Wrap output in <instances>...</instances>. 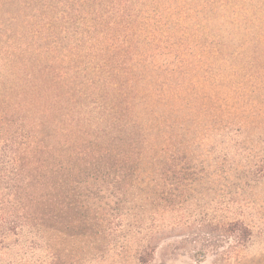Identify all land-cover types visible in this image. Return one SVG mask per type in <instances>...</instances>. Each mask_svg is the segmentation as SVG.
Masks as SVG:
<instances>
[{
    "label": "trees",
    "instance_id": "trees-1",
    "mask_svg": "<svg viewBox=\"0 0 264 264\" xmlns=\"http://www.w3.org/2000/svg\"><path fill=\"white\" fill-rule=\"evenodd\" d=\"M263 1L0 0V254L10 235L56 229L57 211H76L69 189L77 181L65 173L78 168L104 178L185 152L201 85L219 90L212 103L224 114L244 101L250 84L264 86ZM63 65L74 73L67 77L83 73L66 95L73 105L89 90L111 89L102 95L105 118L90 121L61 106ZM188 75L198 78L192 98ZM243 127L229 120L220 128L227 135ZM85 129H95V138ZM167 140L168 155L160 144ZM61 184L69 193L59 196ZM199 223L216 246L242 247L251 237L240 219ZM71 228L67 219L62 230ZM152 246L143 245L140 263Z\"/></svg>",
    "mask_w": 264,
    "mask_h": 264
},
{
    "label": "rangeland",
    "instance_id": "rangeland-1",
    "mask_svg": "<svg viewBox=\"0 0 264 264\" xmlns=\"http://www.w3.org/2000/svg\"><path fill=\"white\" fill-rule=\"evenodd\" d=\"M252 3L261 6L258 0ZM71 70L65 65L60 69L61 106L81 109L90 121L98 122L107 114L106 95H102L111 89L102 85L100 94L94 95L89 90V97L78 98L75 106L66 95L79 87L83 73L67 77ZM197 80L193 75L185 77L187 97L192 98L191 87ZM201 91L192 112L194 121L182 140L185 152L165 156L164 161L148 158L133 172L122 171V176L103 172L104 178L98 174L94 179L90 171L78 168L65 173V178L77 181L69 189L76 211H57L56 229L45 224L10 235L0 264H142L138 256L148 243H153V251L143 264H264V86L246 87L244 101L240 99L227 114L212 103L217 88L201 85ZM229 120L242 122L243 129L223 134L220 127ZM87 132L95 138V129ZM170 140L160 143L166 153ZM153 151L157 152L151 147L148 153L157 156ZM44 190L51 192L49 187ZM65 191L61 184L59 196ZM67 219L72 228L65 231ZM235 219L251 229L242 247L230 241L214 245L199 223Z\"/></svg>",
    "mask_w": 264,
    "mask_h": 264
}]
</instances>
